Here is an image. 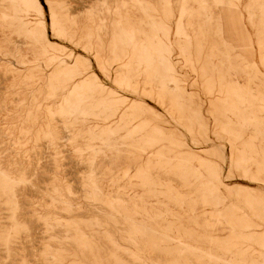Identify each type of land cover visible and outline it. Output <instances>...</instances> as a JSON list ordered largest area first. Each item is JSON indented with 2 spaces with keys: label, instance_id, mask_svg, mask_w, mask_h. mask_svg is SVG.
Listing matches in <instances>:
<instances>
[{
  "label": "rangeland",
  "instance_id": "rangeland-1",
  "mask_svg": "<svg viewBox=\"0 0 264 264\" xmlns=\"http://www.w3.org/2000/svg\"><path fill=\"white\" fill-rule=\"evenodd\" d=\"M0 264H264V0H0Z\"/></svg>",
  "mask_w": 264,
  "mask_h": 264
}]
</instances>
